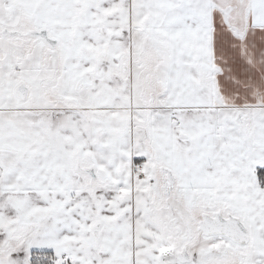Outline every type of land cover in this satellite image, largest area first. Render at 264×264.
<instances>
[{
	"label": "snow or ice",
	"instance_id": "6c2138e0",
	"mask_svg": "<svg viewBox=\"0 0 264 264\" xmlns=\"http://www.w3.org/2000/svg\"><path fill=\"white\" fill-rule=\"evenodd\" d=\"M0 264H264V0H0Z\"/></svg>",
	"mask_w": 264,
	"mask_h": 264
}]
</instances>
